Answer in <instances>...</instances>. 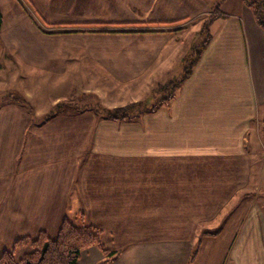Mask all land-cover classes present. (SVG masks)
Returning <instances> with one entry per match:
<instances>
[{
  "label": "crops",
  "instance_id": "1",
  "mask_svg": "<svg viewBox=\"0 0 264 264\" xmlns=\"http://www.w3.org/2000/svg\"><path fill=\"white\" fill-rule=\"evenodd\" d=\"M217 2L0 0L5 65L36 113L0 104V256L83 213L103 248L79 264H264V29L247 0ZM205 17L209 40L167 103L133 119L93 109L183 74Z\"/></svg>",
  "mask_w": 264,
  "mask_h": 264
},
{
  "label": "trees",
  "instance_id": "2",
  "mask_svg": "<svg viewBox=\"0 0 264 264\" xmlns=\"http://www.w3.org/2000/svg\"><path fill=\"white\" fill-rule=\"evenodd\" d=\"M247 3L253 8L257 22L264 29V0H252ZM1 22L2 15L0 12V25ZM208 26L209 23L204 27L207 32L209 30ZM208 38L205 40L202 49L206 46L209 40ZM202 49L198 52L197 56L189 62H187L186 57H184L185 70L183 71V74L178 80L169 82L163 87V90L169 89V92H167V95L159 101L167 103L172 97H174L175 90L190 75L192 67L198 60ZM21 102L25 104L29 110H32L28 102H25L24 99L21 100ZM68 103L69 101L58 103L45 115L44 120H47L52 115L60 112L63 105ZM140 103L141 102L138 101L113 108H107L99 103H95L93 109L107 118L115 120L133 119L144 112L155 110L160 102L157 104L154 103L147 108L144 107V104L142 105ZM79 220V224H77L70 218L64 217L55 237H51L43 231L36 236H24L16 240L11 249L4 251L0 256V264H79V258L85 249L91 246L103 248L100 234L101 231L95 226L86 224L84 222L83 213H80ZM26 247H31L32 249L22 254L21 258L18 259L17 252ZM104 251L106 252L105 249Z\"/></svg>",
  "mask_w": 264,
  "mask_h": 264
},
{
  "label": "rangeland",
  "instance_id": "3",
  "mask_svg": "<svg viewBox=\"0 0 264 264\" xmlns=\"http://www.w3.org/2000/svg\"><path fill=\"white\" fill-rule=\"evenodd\" d=\"M248 1L250 2L252 0H247V2ZM230 3L233 4V0H218V2L214 5L213 9L216 12H219L221 14L222 13L225 14L224 12H228L231 9ZM211 19H212V17H211ZM209 22H210V17H208V18L205 17L202 21L198 20L196 23L192 24L193 27L189 28L187 33L185 34L184 39H183V41L184 40L186 41L185 46H186L187 43H188L187 45L190 46L188 53L185 55L187 62H189L190 60L194 59L197 56L198 52L202 49L205 40H207L208 32H207V30L204 27ZM186 25H190V24L188 23ZM5 46H6L5 43L2 42L1 37H0V104H2L3 102L8 101L10 99L23 100L25 98L23 96V89H22V86H21L22 83L19 81V79L14 80V83H12V79L14 78V77H12V69L11 68L7 69L8 66L5 65L4 57L5 56H8V58L11 57L10 53L7 54L8 52L6 51V49H5L6 47ZM181 74H182V71H180V73L177 74V75H172V76L168 77L169 78L168 80H174L175 79L174 81H176V80H178L180 78ZM168 80H166L167 82H165V81L164 82L167 84L168 82H170ZM165 83H163V84L161 83V86L158 85L156 87V89H155V92L144 94L143 95V100L140 101L141 102L140 104H142V105L144 104L145 108L152 106L154 103L157 104L158 102H160L158 104V106L161 105L162 102L159 101V100L163 99L167 95V92H169V89L163 90V87L166 85ZM42 88H44V87H42ZM47 88L49 89V86ZM45 94H46L45 97L48 100V101H45V102H49L50 97H51V95H50L51 91L47 92ZM24 100H25V102H27L26 98ZM70 102L71 101H69L68 104H64L63 105V107H62L63 110H67V111L68 110H72V107L70 106L72 104ZM136 102H138V101H136ZM131 103H133V102H131ZM128 104H130V103H128ZM91 107L92 106H90V108ZM116 107H118V106H116ZM154 107H157V106H154ZM31 109L32 110H30V112H32L33 115L36 114L35 112H33V108H31ZM49 109L50 108H47L46 111L48 112V111L52 110L53 108L50 109V110ZM258 159L260 161L259 162L260 167H262L261 175H263L262 176V182H263L264 181V148H263V146H261V152L259 153ZM262 188H264V182L262 184ZM262 188H261V190H262ZM263 193H264V189L262 190V194L261 195H263ZM79 215H80V213H79ZM73 221L75 223L79 224L80 220L75 219ZM31 249H32L31 247H26V248L20 249L17 252V258L18 259L21 258L22 254L26 253L27 251H30Z\"/></svg>",
  "mask_w": 264,
  "mask_h": 264
}]
</instances>
